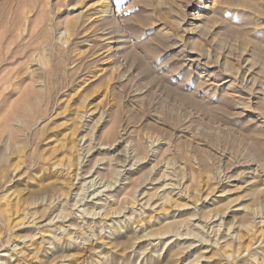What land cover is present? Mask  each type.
<instances>
[{"label": "rangeland", "instance_id": "obj_1", "mask_svg": "<svg viewBox=\"0 0 264 264\" xmlns=\"http://www.w3.org/2000/svg\"><path fill=\"white\" fill-rule=\"evenodd\" d=\"M33 151L71 162L67 186ZM2 157L20 211L0 224V264H162L173 243L246 241L264 188V0H0ZM28 213L63 229L35 236Z\"/></svg>", "mask_w": 264, "mask_h": 264}, {"label": "bare ground", "instance_id": "obj_2", "mask_svg": "<svg viewBox=\"0 0 264 264\" xmlns=\"http://www.w3.org/2000/svg\"><path fill=\"white\" fill-rule=\"evenodd\" d=\"M48 112H49V108L47 109L46 114ZM85 114H87V112H85ZM85 114L83 117H85ZM51 130H52L51 125H49L46 130L39 131V133L37 134V135H39V136H37L38 142H43L44 140L51 141V137L55 136V133L53 132V130L52 131ZM19 142H21V141H19ZM19 142H17V143H19ZM82 142H83V140H82ZM9 145H10V143H9ZM19 147L22 149L21 153L23 154V158H25L27 156L26 152H25V147H23V145H21ZM80 151H82V148L79 149V152ZM5 160H6L5 157H2L0 159V192H1V197H0V224H4L3 226L5 229H8V228L11 229V226L9 224L10 218L12 217V215L18 214V212L20 211V205L18 204V202H15L16 200L14 199V195L11 194L12 188L10 186H7L8 185L7 183L9 181L10 177H12V176L9 175L8 167L3 164ZM80 160H81V158H80ZM31 161H32V164L34 165V168L36 169V171L38 173H42L43 171H45L46 173L47 172L50 173L51 168H54L56 171L64 173V174H65V172H67L65 175L62 176L63 179H62L61 186L65 187L69 183V181H70L69 179H71L69 177L71 174L68 171L71 170V168L73 167L71 162L68 165H66L62 161L61 162L60 161L59 162L58 161L53 162V160H51V154L41 155V154H37V151H33V153L31 154ZM16 170L17 169H14L12 173L15 174ZM46 173H44V174H46ZM44 174H42V175H44ZM75 177H77V175H75ZM254 193L258 197L260 207L261 206L264 207V188L261 187L260 190H257V192H254ZM51 203H53V201H51V185H50L45 189L44 196L41 199V201L38 202V204H42V205L45 204V205H48V207H49L51 205ZM262 207L254 210L252 213H250V215H249L250 220H247L245 223L240 224L242 227H246V230L248 232V234H247L248 238L246 239L247 242L245 241V236H242L238 233L228 234L227 237L225 236L226 237V238H224L225 241L223 240L224 244L223 243L221 244L219 242V241H221V239L220 240L218 239L219 240L218 241V240H216L217 239L216 238L215 239L216 242L214 244L210 243V245L209 244L204 245L205 247L204 246L203 247L197 246L199 248H194V245H196L195 242H191L187 246H183V245L179 246V244L174 245V243H173V245L169 246V247H168V242H163L162 245H164L165 247L166 246L168 247V249H167L168 255L165 257L162 264H196V263L198 264V263H200V261H204L205 258L210 260V259L216 257V255H218V254H221V258L224 257V260H226L230 264H237V261L234 262V260L232 258H235V257L239 258L244 254H247V256H252L254 254H259L260 252L264 253V209H262ZM35 213H37V212H35ZM35 213H31V214L28 213L25 216H29V219H31L29 224L35 229V231H36L35 236H37V235H42L43 233H46L47 229L50 228L52 225H54L52 223L55 221V219L49 218L48 220H44L43 222L48 221V223L46 225H43V222H36L40 217H37L36 216L37 214H35ZM86 214L89 215L88 213H86ZM93 215H95V214H93ZM23 218H24V215H23ZM100 218H101V220L98 223L99 225H101L102 222H103V224H106V222H108V220H107L108 215H105V216L102 215V217H100ZM15 219H17V218L15 217ZM221 223H224V221L222 219H221ZM89 225L90 224H88L89 229L87 228L88 231L92 229V227H89ZM92 225H93V223H92ZM221 225L222 224H220V226ZM232 226H235V225H232ZM232 226L228 228L229 233L231 231ZM170 227H172V226H170ZM239 228H240L239 225L237 227L235 226L236 230ZM62 229L63 228H61V226H60L59 229L54 228L52 230L51 229H48V230H51V231L57 230V232H59V231L61 232ZM0 231H2L1 228H0ZM58 234H60V233H58ZM166 235L167 234L161 235V239H159V240H161V241H159L160 243L164 240L163 237ZM175 236L179 237L182 235L177 233V234H175ZM188 236H190L189 233H188ZM48 238L53 241V237H48ZM45 241H46V239H44V238L41 239V243H45ZM202 241L203 240L201 238L200 243L204 244L205 242H202ZM198 243H199V241H198ZM149 245H150V247H152L151 243ZM164 246H163V248H165ZM159 251H161V250L158 249L157 252H159ZM207 253H210L212 256L206 257L207 255L205 256V254H207ZM19 255H22V253H19ZM1 257H5V256L2 255ZM12 257L13 256L11 255L9 257V259L11 260ZM153 257H155V256L154 255L147 256V260H149L150 258H153ZM191 261H193V262L191 263ZM154 262H155V260H152L151 264H154Z\"/></svg>", "mask_w": 264, "mask_h": 264}]
</instances>
